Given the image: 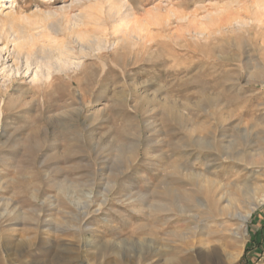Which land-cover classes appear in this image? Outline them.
Here are the masks:
<instances>
[{
	"label": "rangeland",
	"instance_id": "obj_1",
	"mask_svg": "<svg viewBox=\"0 0 264 264\" xmlns=\"http://www.w3.org/2000/svg\"><path fill=\"white\" fill-rule=\"evenodd\" d=\"M89 1L0 0L15 17L0 29V264H264V204L242 242L209 218L222 194L240 209L264 195V26L243 12L215 27L229 0H126L130 48L108 32L45 63L13 56L24 16L67 10L77 26ZM183 15L208 26L182 34Z\"/></svg>",
	"mask_w": 264,
	"mask_h": 264
},
{
	"label": "bare ground",
	"instance_id": "obj_2",
	"mask_svg": "<svg viewBox=\"0 0 264 264\" xmlns=\"http://www.w3.org/2000/svg\"><path fill=\"white\" fill-rule=\"evenodd\" d=\"M7 4H9L10 6H7ZM126 4H128L126 0H90L88 3H84L81 6H79V14L77 16L79 20L81 21V24L77 26L72 25L71 13L67 10L63 13H56L57 15H55L52 12H49V13L41 12L42 15L35 16L33 20L31 19V17L24 16L23 20H25L26 23H29V26H27V28L26 27L24 28L22 26L20 27L19 30L16 29L15 32H11L12 33L11 36H13L12 43L14 44V50H15L13 56L15 58H18L20 54H24L30 60H33L35 62L40 61L41 63L42 62L45 63L47 60L57 55L67 53V52L70 53L71 51L75 49L74 47L75 45H79L85 49H92L96 44L98 45L99 43L101 44L102 42L101 38L106 37L108 32H111L114 38V41L112 42V45L114 47H116L117 49L118 48L126 49L128 47L130 48V45L134 43L133 39H134L135 32H136L134 30V27L138 26L139 24L138 22L134 23L135 18L132 16L133 13L130 14V11L128 10L123 13V9L125 8ZM2 7H4V9L16 8L17 7L16 0H7V3L2 4L1 8ZM214 7H217V6H214ZM166 10H167L166 12L168 13V15L166 16V19L168 18V20H170L172 17H175L176 19L181 20L180 18L181 16L180 17L178 16L177 11L175 12V10H172V9H166ZM199 10H202V9L200 8ZM156 11L160 12V10L158 9H156ZM243 12H246L245 14L247 13L251 14L252 20L254 22H257L259 25L264 26V0H250V1L229 0L223 5V7L215 9V13H216L215 15L217 18L212 19V21L214 20L213 22L215 24L216 19L222 18V21L219 20L221 22L220 26L227 27V26L232 25L234 22L239 21V19L241 20V17H242L241 14ZM158 15L156 16L157 18L160 17V15L159 16ZM163 17H164V14H163ZM183 17L186 18V15H183ZM183 17L182 19H184ZM10 19L11 20L15 19L13 14H7L6 18H3V19L0 18V29L1 30H2V26L4 27L5 25L6 26L10 25V27H13L14 21L13 20L11 21ZM206 25L202 23L201 21H198L196 17H194L192 20L188 18V24L180 26V30H178L179 28L177 30L179 32L181 31L180 33L183 34L184 31L186 32L188 27L190 28L194 27L196 29L194 30L196 33H202L201 29L207 28ZM214 26L217 27V24H215ZM141 28L143 27L141 26ZM219 31L221 32V34H223L222 29ZM141 35H138V39L140 40H142L141 38L143 37ZM208 35H211V34H208ZM1 36L3 35L1 34V31H0V37ZM102 64L105 65L104 62H102ZM58 70L60 71L59 73H66L68 71L67 67L63 65L62 63L59 64ZM70 80L72 82H70ZM78 83H80V78H78L77 76L73 78L70 77L69 79L70 86H74L75 84H78ZM1 113L3 114V109L1 110ZM205 183L207 186H210L211 184H213V182L211 183L209 182V180L208 181L206 180ZM218 185H220V183ZM225 185L228 186L229 184L228 185L225 184ZM225 191L226 190H223L224 193L228 192V191L226 192ZM244 195L248 196L246 194H243V196ZM227 196L229 195H226V197ZM223 202L225 203L226 200H225V196L222 194V196H219V198L216 201V203L219 206H221L220 208H218L219 216L215 218H212L211 216L209 218L214 219V222H218L219 226H221L223 233H221L222 231L220 230L221 231L220 236L221 238L226 240L225 242L228 243L230 242V240L236 243L242 242L245 239V235L247 233L248 222L251 219L252 214L255 212L256 209H258L261 205L264 204V195L253 196L250 193V196L244 202L245 205L243 203L244 207H242L241 209L238 207L241 201L237 197H233L231 200H228L226 203L227 205H223ZM197 203L199 205L198 207L207 208V202L197 200ZM195 207H197V205ZM154 208L155 207L152 205V208L150 209L151 211L150 212L148 211L149 212L148 216L151 219L155 218ZM179 210L181 212V215L187 212V210L185 212L183 208H180ZM191 213H189L188 215H185L187 217L185 218L184 216V218L186 220L194 221V223L196 224V227L194 230L196 232L200 229L199 223L204 224L206 220H203V218L201 219V216L199 217L198 214L192 215ZM213 232L215 235L216 231H213ZM165 234H164V237H166ZM173 236L184 238L182 240H185L186 238V237H181L180 234H177V233H173ZM183 243L185 244L184 241ZM183 243L181 244L183 245ZM173 260H174L173 258L172 259L170 258L167 260V262H170V261L172 262Z\"/></svg>",
	"mask_w": 264,
	"mask_h": 264
},
{
	"label": "trees",
	"instance_id": "obj_3",
	"mask_svg": "<svg viewBox=\"0 0 264 264\" xmlns=\"http://www.w3.org/2000/svg\"><path fill=\"white\" fill-rule=\"evenodd\" d=\"M249 251V248L247 249V252Z\"/></svg>",
	"mask_w": 264,
	"mask_h": 264
}]
</instances>
